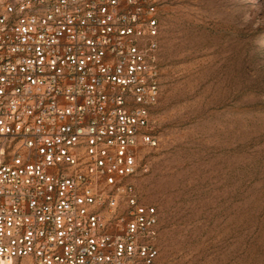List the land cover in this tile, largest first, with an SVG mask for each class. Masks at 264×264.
<instances>
[{
    "label": "built area",
    "instance_id": "2783aa9c",
    "mask_svg": "<svg viewBox=\"0 0 264 264\" xmlns=\"http://www.w3.org/2000/svg\"><path fill=\"white\" fill-rule=\"evenodd\" d=\"M160 7L0 0V264H157Z\"/></svg>",
    "mask_w": 264,
    "mask_h": 264
},
{
    "label": "rangeland",
    "instance_id": "374dc122",
    "mask_svg": "<svg viewBox=\"0 0 264 264\" xmlns=\"http://www.w3.org/2000/svg\"><path fill=\"white\" fill-rule=\"evenodd\" d=\"M157 145L132 180L157 264H264V0H161Z\"/></svg>",
    "mask_w": 264,
    "mask_h": 264
}]
</instances>
